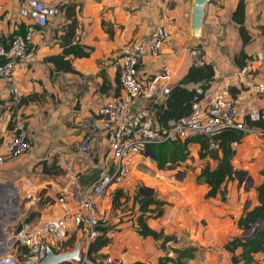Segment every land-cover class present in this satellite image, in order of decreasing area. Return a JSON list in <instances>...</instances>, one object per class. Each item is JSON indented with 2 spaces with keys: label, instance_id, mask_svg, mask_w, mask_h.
<instances>
[{
  "label": "crops",
  "instance_id": "crops-1",
  "mask_svg": "<svg viewBox=\"0 0 264 264\" xmlns=\"http://www.w3.org/2000/svg\"><path fill=\"white\" fill-rule=\"evenodd\" d=\"M44 1L59 5V15L52 21L51 30L45 36L34 37L37 43L32 61L28 68H16L11 80L23 88V95L26 94L24 88L46 90L36 114H46L54 120L57 126L52 128L54 133L51 137L56 139L57 135L61 136L66 145L71 142L76 144L74 140L87 129L100 103L113 97L115 91L119 94L116 77L122 47L131 40L146 36L151 27L158 23L167 25L169 36L163 44L162 55L146 56L140 62L139 75L144 80L148 81L160 72L162 65H166L169 73L157 80V86L164 83L170 87L182 77L200 49L202 61L213 63L214 76L210 84L228 82L238 118L264 105V95L257 93L252 86L254 82L264 80V56L258 52V40L262 39L264 31L254 36L255 32H259L254 26L264 24V4L257 7L246 0L245 24L252 39L243 46L250 58L242 66L245 70L240 72L242 67L234 64L232 56L241 44L229 17L236 0H210L205 7L201 35L195 42L197 48L191 45L190 40L191 0ZM259 1L262 0L256 3ZM22 2L0 0L2 10L7 14L0 20L1 28H9V25L16 22ZM68 2L74 5L77 40L90 46V52L80 57L69 55L71 65L77 72L52 71L49 75L51 64L44 57L60 51L53 33L66 21L64 4ZM101 21L109 26L110 33L105 31ZM7 88L8 83L0 79V99L8 97ZM162 101L158 97L156 101L150 102L140 95L133 100L132 107L148 106L156 122L155 110ZM6 123V120L0 121L2 135L10 130ZM61 124L63 127L59 126ZM37 130L41 134L46 132L40 126ZM63 142L60 147L64 145ZM51 145L52 150L60 148L54 143ZM90 145L92 147L88 151L91 153L83 156L66 153L67 161L64 164L60 160L56 163L61 168L60 172L51 170L53 172L47 173L41 168L42 172L28 177L23 176L20 173L22 170L16 169L15 165L2 164L0 187L4 193L15 194L23 206L35 211L30 222L56 217L60 214L56 197L62 195L68 203L75 204L98 178L100 168H105L103 159L108 160V157L102 135L94 132ZM230 145L233 149L231 163L234 168L241 169L237 174L242 176L239 178L234 175L224 182L223 198L218 194L206 196L207 184L196 179L202 164L207 163L210 167L216 164V159L212 157H198V143H190L189 156L179 165H168L161 169L155 166L150 152L144 150L136 157L125 177L109 184L94 203L95 214L101 226L105 227L104 236L108 238L107 243L97 252L119 257L129 264H153L165 252L173 256L174 249L193 247L192 257L186 259L188 264H237L231 261L230 252L224 244L232 237L252 233L251 227L240 228L237 219L257 203L255 187L261 180L259 170L264 168V141L249 133L243 134L239 141ZM77 150L74 152L81 153ZM19 180L23 185H18ZM28 180L33 182L31 190L26 189ZM6 181L11 185H1ZM115 190H120L121 194L112 205L111 198ZM150 194L162 200V203L157 208L153 203L148 204L145 221L151 229L161 231L164 236H172L164 241V248L158 245L159 240L141 236L137 232V199ZM81 231L80 227L69 223L66 239H78L82 235ZM238 251L239 248H236L235 252ZM252 264H264V254L256 252Z\"/></svg>",
  "mask_w": 264,
  "mask_h": 264
},
{
  "label": "built area",
  "instance_id": "built-area-1",
  "mask_svg": "<svg viewBox=\"0 0 264 264\" xmlns=\"http://www.w3.org/2000/svg\"><path fill=\"white\" fill-rule=\"evenodd\" d=\"M5 15L7 14L0 5V20L5 18ZM57 15L59 8L55 3L23 0L17 11L16 22L9 25V28L0 27V79L11 83L7 89L8 97L0 101V121L8 119L12 103L17 102L20 96L18 87L11 80L15 69L25 68L32 61L37 43L34 37L45 36V33L51 30V23ZM20 21L23 23L22 31H19L17 26ZM168 36L167 25L158 23L151 27L146 36L131 40L122 47L118 73L120 92L99 104L95 116L91 118L82 135L78 145L81 153L89 150L94 132L102 135L110 162L106 173L93 181L75 204L68 203L62 195H58V216L40 219L16 231L13 241L18 251H15V254L1 251L0 264H19V257L23 259L24 264H37L45 254L46 246L53 250H62L61 245L67 237L69 223L82 230L79 237V259L59 264H129L108 253L100 258H92L87 253V246L100 234V230L95 228L98 221L94 211L95 201L106 191L109 184L125 177L146 145L172 138L181 140L193 135H202L209 139L210 146H214L210 138L226 127L238 128L244 134H255L264 141V129L247 125L242 118L237 117L227 81L218 85L209 84L205 89L196 86V92L201 95L194 97L189 114L177 120L169 119L165 125L153 120L148 106L132 107L133 100L140 95L154 102L158 97L163 99L167 94L168 85L161 83L157 86V80L168 75V67L162 65L160 72L147 81L139 75V64L146 56L162 55L163 44ZM258 52L260 56H264V38ZM244 70L242 67L239 71ZM252 86L257 93L264 95V80L256 81ZM247 114L250 120L260 116L264 118V105L250 110ZM27 148L28 140L23 124L16 121L13 129L1 137L0 165L6 159L22 154Z\"/></svg>",
  "mask_w": 264,
  "mask_h": 264
},
{
  "label": "trees",
  "instance_id": "trees-1",
  "mask_svg": "<svg viewBox=\"0 0 264 264\" xmlns=\"http://www.w3.org/2000/svg\"><path fill=\"white\" fill-rule=\"evenodd\" d=\"M64 7L66 21L57 29L59 32L55 30L53 33V35H55L54 38H56L55 40L60 46V51L44 57V60L51 64L49 75L52 74V71L77 72L71 65L70 56H86L90 52V46L84 45L77 40V19L73 10V3L68 2L64 4ZM245 15L246 0H236L234 7L230 10L229 17L241 44L232 56V61L238 67H242L246 63V60L250 58V55L243 49V46L252 39V35L245 24ZM101 24L106 32H111L106 23L101 21ZM17 26L19 28L18 30L22 31V21H20ZM196 60H200V62ZM213 76V63L211 61H202L201 53H197L196 58L188 65L182 77L168 88V92L163 98L162 103L157 105L155 110L156 122L165 125L169 119L177 120L187 116L190 112V105L194 97L201 95V93L196 92L195 87L199 86L205 89L209 86ZM116 81L119 84L118 76L116 77ZM188 84L191 85L188 86ZM117 94L118 92L115 91L114 96ZM1 100L2 99H0V101ZM23 100H25V98L22 97L21 101ZM242 120L247 125H254L255 127L264 129V118L262 116L250 120L248 114L245 113L242 116ZM243 134L244 133L238 128L226 127L216 132L210 138L214 142V146L209 145V139L207 137L193 135L181 140L172 138L160 143L148 144L145 150H148L152 154V160L155 166L161 169L168 165H179L180 162L184 161L189 156L190 143H198V157H212L216 159V164L214 167H210L207 163L202 164L199 172L196 174V179L202 180L207 184L206 196L218 194L220 198H223L225 190L224 182L228 179H232L236 173L241 171V169L234 168L231 163L233 149L230 144L234 141H239ZM51 170L60 172L61 168L56 164L55 169L48 168L44 171L53 172ZM259 174L261 175V180L255 187L257 203L247 209L237 219L240 228L246 229L251 227L252 233L250 235L232 237L224 244L225 249L230 252L231 261L237 264H252L256 252H262L264 254V168L259 170ZM120 194V190H115L111 198L112 205L116 202ZM137 201L139 205V214L136 216L137 232L141 236H149L155 240H159L158 245L164 248V241L172 238V236H164L161 231L151 229L145 221V218L148 216L145 213L148 204L153 203L155 204V208H157V206L162 203V200L156 199L150 194L137 199ZM34 214L35 212H31L26 216L25 220L29 221ZM95 228L100 230V234L88 243L87 253L92 258H100L106 253L97 252V250L107 243L108 238L104 236L105 231L103 230L105 227L101 226L100 221H97ZM75 240L76 239L73 237L67 238L62 242L61 249L66 250L71 248ZM236 248H239L237 253L235 252ZM54 251H58V249H54ZM193 251V247L174 249L173 256L165 252L158 256L153 264H188L186 263V259L192 257ZM136 264L140 263L137 262Z\"/></svg>",
  "mask_w": 264,
  "mask_h": 264
},
{
  "label": "rangeland",
  "instance_id": "rangeland-1",
  "mask_svg": "<svg viewBox=\"0 0 264 264\" xmlns=\"http://www.w3.org/2000/svg\"><path fill=\"white\" fill-rule=\"evenodd\" d=\"M256 1L257 0H249L250 3L256 5L257 7H260L264 4V0L259 1V3H256ZM254 27H257L259 30V32H255L254 36L261 35L262 31H264V24H257ZM261 40L262 39H259L258 41L261 43ZM195 47L197 46L195 45ZM197 53H200V49ZM28 66L29 65H27L26 68H28ZM37 80L38 83H41L40 79ZM4 81L8 83L9 87L11 83L7 80ZM16 86L20 91V96L18 97L17 102L12 103L11 105V109L8 113V119H6V125H9L11 130L15 126L16 121L22 122L26 138L28 140V148L22 154L13 157L12 159H6L2 164H13L15 165L16 169L22 170L20 173L23 174V176L31 177L35 176L39 172L47 170L48 168L55 169L56 163L59 160L61 161V164H64L68 158V156H66L65 154L68 152H71V154H74L75 156L85 155V153L74 152L77 150L83 134H81L78 139L74 140L76 141V144L74 142H71L66 145L62 141L64 138H62L61 136L57 135L56 139L54 137H51L54 133V130L52 128H55L54 126H57L55 125V123H53L54 120L52 118H48L46 114L44 116H42L41 114H36V110L40 108V103L46 95V90L43 88L40 91H36L30 88L29 90H26L24 88L26 94L23 95L21 93V91H23V88L18 85ZM22 97L25 98V101L27 100L26 103L20 102ZM31 121H35L36 123L33 124V122L31 123ZM40 123L42 124L39 125ZM39 126L43 130L45 129L46 132H43V134H41L40 131L37 130L39 129ZM59 126L63 127L62 124ZM1 137L2 134H0V140ZM62 142L64 143V145L60 147ZM51 143H54L60 148L52 150ZM91 147L92 146L89 144V151ZM93 149L95 150L96 148ZM89 151H87L86 153H91ZM95 155H97L96 152ZM96 157L97 156H95V158ZM103 161L105 168H100V174L97 177H101L103 174H105L108 170L107 167L110 166L109 160L103 159ZM32 183V180H28L26 182L28 187L26 189L31 190ZM1 185L10 186L11 184L9 181H6ZM18 185H23L21 184L20 180L18 181ZM1 188L2 187H0V252L4 250V252L15 254V251H18V249L16 250V248L14 247V234L16 233V231H19L26 225L29 226L36 221L35 220L30 222L35 214L30 218L29 221L25 220L28 214L35 211H33L31 208H26L25 206H23L22 201L20 200V198L15 197V194H12V196L9 192L4 193ZM10 246L11 248H9ZM19 264H24L23 259H21L20 257Z\"/></svg>",
  "mask_w": 264,
  "mask_h": 264
},
{
  "label": "water",
  "instance_id": "water-1",
  "mask_svg": "<svg viewBox=\"0 0 264 264\" xmlns=\"http://www.w3.org/2000/svg\"><path fill=\"white\" fill-rule=\"evenodd\" d=\"M210 0H191L189 14V28L191 45L194 47L196 40L201 35V25L205 13V7ZM151 154V153H150ZM152 156V154H151ZM241 177L242 174H235ZM81 247V238L75 240L73 246L66 250L54 251L50 246H46L45 254L37 264H59L65 261H77Z\"/></svg>",
  "mask_w": 264,
  "mask_h": 264
}]
</instances>
